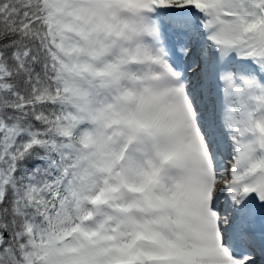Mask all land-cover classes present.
I'll return each instance as SVG.
<instances>
[{"label":"snow or ice","instance_id":"6c2138e0","mask_svg":"<svg viewBox=\"0 0 264 264\" xmlns=\"http://www.w3.org/2000/svg\"><path fill=\"white\" fill-rule=\"evenodd\" d=\"M0 264H264V0H0Z\"/></svg>","mask_w":264,"mask_h":264}]
</instances>
